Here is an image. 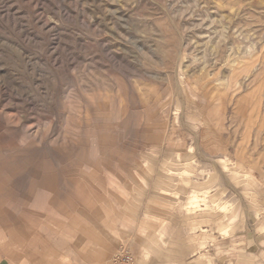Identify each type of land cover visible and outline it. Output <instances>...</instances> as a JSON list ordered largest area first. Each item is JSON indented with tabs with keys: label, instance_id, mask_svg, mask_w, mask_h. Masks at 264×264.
I'll return each mask as SVG.
<instances>
[{
	"label": "rangeland",
	"instance_id": "obj_1",
	"mask_svg": "<svg viewBox=\"0 0 264 264\" xmlns=\"http://www.w3.org/2000/svg\"><path fill=\"white\" fill-rule=\"evenodd\" d=\"M50 186L54 228L82 201L120 219L80 264L130 249L145 202L182 234L226 228L207 255L198 232L195 264L235 260L233 230L264 217V0H0V228Z\"/></svg>",
	"mask_w": 264,
	"mask_h": 264
},
{
	"label": "crops",
	"instance_id": "obj_2",
	"mask_svg": "<svg viewBox=\"0 0 264 264\" xmlns=\"http://www.w3.org/2000/svg\"><path fill=\"white\" fill-rule=\"evenodd\" d=\"M155 188L156 185L150 186L149 191H147L149 197L154 198L160 195L164 200L172 198V189L162 188L160 193H157L154 191ZM50 189H52L51 186L45 191L44 195H33L29 203L21 204L22 216L16 230L7 227L0 228V264H80L79 252L83 247L84 238H86L87 244L89 240L98 241L97 236L100 230H108L109 234L117 235V225H119L118 221L120 219L115 216V226L110 227H106L107 221L103 222V227L90 224V220L94 219L90 216L94 217L95 207L89 205L88 210L85 208L83 201L76 207V215L82 220H75V229L78 233L76 236L69 234V230L75 229L70 226L67 219L54 228L52 218L54 205L52 190ZM146 205H149L148 202L140 205V215L136 217L138 221L135 226L130 229L125 226V229H121L119 232L123 233L124 230L126 235L130 234V249L133 252L135 251L145 264H195L198 261L195 258L196 253L200 249V246L198 248L195 243L198 232L201 236H204L205 241L208 238L204 248L206 255L212 252L213 247L222 251L225 248L222 242L228 237L226 233H223L226 228L222 229L217 235H214L213 228L209 227H205L202 232L200 229L193 228L194 230L190 229L189 233L182 234V227L180 224L175 223L172 216L170 218L157 216L155 213H150L153 210ZM61 211L65 212V209L62 208ZM260 216L261 214L254 216L253 228L246 231L244 227L233 230L231 236L237 240L235 247L237 258L230 262L228 260L227 264H264V243H262L264 241L262 239L264 238V229L258 227V221L263 220L264 217ZM65 217H68V215ZM108 225H110V222ZM140 229L144 232L140 233ZM150 236H153L154 240L149 239ZM184 236L188 237L187 242L183 239ZM145 238L151 240L150 245L140 240ZM214 239L220 240V244L217 245ZM136 240L141 241L139 247H134V241ZM104 243L106 252H110L114 248L110 240H104ZM95 247L91 246L85 249L90 264H99L101 260L100 249L98 250ZM124 249L132 252L128 247H122L120 251ZM117 253V250L113 253L112 260H114ZM192 257H194L193 263L191 262ZM209 261L207 260L205 264H209Z\"/></svg>",
	"mask_w": 264,
	"mask_h": 264
},
{
	"label": "built area",
	"instance_id": "obj_3",
	"mask_svg": "<svg viewBox=\"0 0 264 264\" xmlns=\"http://www.w3.org/2000/svg\"><path fill=\"white\" fill-rule=\"evenodd\" d=\"M114 264H135V257L129 250L124 249L115 257Z\"/></svg>",
	"mask_w": 264,
	"mask_h": 264
}]
</instances>
